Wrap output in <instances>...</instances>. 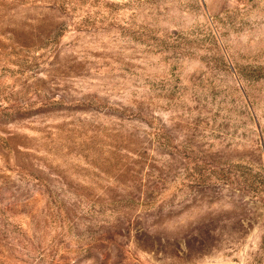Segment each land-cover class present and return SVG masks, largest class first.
I'll use <instances>...</instances> for the list:
<instances>
[{
	"label": "rangeland",
	"instance_id": "rangeland-1",
	"mask_svg": "<svg viewBox=\"0 0 264 264\" xmlns=\"http://www.w3.org/2000/svg\"><path fill=\"white\" fill-rule=\"evenodd\" d=\"M0 264H264V0H0Z\"/></svg>",
	"mask_w": 264,
	"mask_h": 264
}]
</instances>
